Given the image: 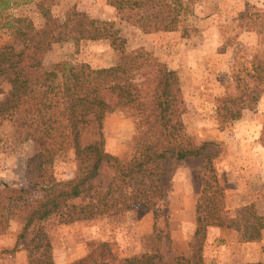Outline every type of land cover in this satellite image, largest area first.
Here are the masks:
<instances>
[{
	"label": "rangeland",
	"instance_id": "rangeland-1",
	"mask_svg": "<svg viewBox=\"0 0 264 264\" xmlns=\"http://www.w3.org/2000/svg\"><path fill=\"white\" fill-rule=\"evenodd\" d=\"M215 1L184 0L187 8L179 20L168 25V33L142 32L132 22L120 19L111 0H44L42 4L60 19L73 8L90 18L112 22L125 40L123 51L143 48L176 70L186 104L182 120L188 135L196 144L208 140L216 143L205 155H213L210 162L223 189L218 213L231 227L204 226V221L197 220L207 216V206L211 205L203 192L204 182L213 185L205 157L179 162L166 159L164 173L158 176L161 197H153V206L147 211L132 207L67 223L51 215L33 222L25 231L24 220L13 214L7 230L0 234V264H122L124 258L155 253L160 257L156 264H170L177 256L196 255L198 249L202 264H264V228L261 238L251 241L257 244L253 251L256 260L239 257L252 249H222L226 243L246 242L241 239L244 218L240 210L248 208L249 213L264 217V90L254 107L242 110L238 119L230 120L225 111L233 109L225 102L227 97L263 88L264 72L254 67L258 55L264 53V0H220V6ZM38 2L26 0L10 6L6 13L10 18L26 17L39 28L44 19ZM10 40L8 32L0 30V46ZM119 53L109 39L77 44L68 39L52 44L42 62L45 66L67 62L101 68L114 65ZM261 60L264 63V58ZM222 103L226 109L218 113ZM27 124L21 115L0 118V183L32 189L37 173ZM101 134L108 154L121 162L131 157L135 124L126 111L118 108L107 114ZM97 139L95 127L89 126L82 130L80 144ZM74 158L72 148L59 152L51 168L53 177L72 178ZM114 175L110 163H102L92 180V191L103 192ZM146 182H155V177ZM133 183L120 184L121 194L116 191L113 196L119 195V201L122 193L128 196ZM73 201L85 203L87 198ZM107 252L114 258L110 259Z\"/></svg>",
	"mask_w": 264,
	"mask_h": 264
},
{
	"label": "trees",
	"instance_id": "trees-1",
	"mask_svg": "<svg viewBox=\"0 0 264 264\" xmlns=\"http://www.w3.org/2000/svg\"><path fill=\"white\" fill-rule=\"evenodd\" d=\"M25 1L0 0V30L11 37L8 44L0 46V118L16 114L28 121L26 135L34 147L37 180L32 189L0 183V234L7 230L13 214L24 220L25 231L33 222L51 215L67 223L117 214L132 207L147 211L153 206L152 198L162 194L158 176L164 173L163 162L199 156L206 159L213 185L204 182L203 192L211 205L207 206V216L197 220L204 221V226L231 227L218 213L223 205V189L210 162L213 155H205L216 143L208 140L196 144L188 135L182 120L186 104L176 70L143 48L123 51L125 40L112 22L90 18L73 8L60 19L42 4L44 0H39L44 19L39 28L26 17L10 18L7 9ZM110 4L120 19L132 22L144 33L167 31L168 25L179 20L187 8L184 0H111ZM68 39L74 44L109 39L120 52L118 60L101 68L67 62L45 66L44 53L52 44ZM258 57L254 70L264 72V53ZM263 90L264 85L262 89L255 87L239 96L227 97L225 102L233 109H226L222 103L217 111L226 109L230 120L238 119L242 110L254 107ZM118 108L126 111L135 124L132 155L125 162L104 150L101 134L103 119ZM89 126L95 127L98 139L81 145V132ZM65 148L74 150L76 168L72 178L56 179L51 172L53 160ZM102 163H110L115 175L103 192L92 191V180ZM150 177H155V182L147 185ZM132 180L135 187L129 188L128 196L122 193L120 201L119 195L113 196L116 191L121 194L120 184L127 186ZM85 198V203L73 201ZM249 212L248 208L240 210L244 218L241 239L258 241L264 217ZM199 230L201 226L195 233ZM199 251L191 257L177 256L170 264H202ZM107 255L114 258L111 252ZM155 260H160L156 253L141 254L124 258L121 263L156 264Z\"/></svg>",
	"mask_w": 264,
	"mask_h": 264
},
{
	"label": "crops",
	"instance_id": "crops-1",
	"mask_svg": "<svg viewBox=\"0 0 264 264\" xmlns=\"http://www.w3.org/2000/svg\"><path fill=\"white\" fill-rule=\"evenodd\" d=\"M216 3V5L218 4L219 6L222 4V3H220L221 1L220 0H216L215 1ZM217 5V6H218ZM171 30H168V31H164L165 33H168V32H170ZM160 32V31H159ZM158 32V33H159ZM161 33V32H160ZM217 231V233L218 232H220V231H218V230H216ZM208 241L209 242H211V240H210V238L208 239ZM232 247V248H231ZM219 248V247H218ZM257 248V244L255 243V242H251V241H246V242H244V243H233V244H231V246H230V243H226V244H224L223 245V247H222V249H252V252H246V254L247 255H243V253H242V255H239V257L240 258H242V257H244V259L243 260H246V261H254V260H256L258 257H257V254L256 253H254L253 251H254V249H256ZM226 251V250H225ZM224 251V252H225ZM227 252V251H226Z\"/></svg>",
	"mask_w": 264,
	"mask_h": 264
}]
</instances>
